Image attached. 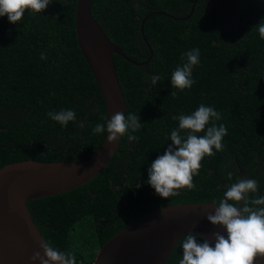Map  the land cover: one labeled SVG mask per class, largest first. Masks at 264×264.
I'll use <instances>...</instances> for the list:
<instances>
[{
  "label": "trees",
  "instance_id": "1",
  "mask_svg": "<svg viewBox=\"0 0 264 264\" xmlns=\"http://www.w3.org/2000/svg\"><path fill=\"white\" fill-rule=\"evenodd\" d=\"M76 2L52 0L17 24L0 17V169L28 160L86 161L104 140L107 131L92 133L107 117L77 45ZM91 15L136 63L150 57L140 33L150 15L143 35L151 61L138 67L113 56L125 117L136 114L142 127L135 141L122 136L112 160L86 184L27 202L44 241L74 255L77 264H92L105 242L152 211L183 203L218 205L242 178L257 182V193L250 195L264 196V39L254 28L264 21V0H93ZM192 49H199L200 61L192 87L181 92L171 87V76ZM153 75L161 77L155 86ZM201 104L221 114L208 126L226 127L223 150L203 159L193 189L161 198L147 183L148 168L171 144L177 117ZM61 110L74 111L75 121L62 127L47 115ZM240 170L241 178L235 175ZM180 241L166 264H179Z\"/></svg>",
  "mask_w": 264,
  "mask_h": 264
},
{
  "label": "water",
  "instance_id": "2",
  "mask_svg": "<svg viewBox=\"0 0 264 264\" xmlns=\"http://www.w3.org/2000/svg\"><path fill=\"white\" fill-rule=\"evenodd\" d=\"M92 1L77 0L74 28L78 48L101 94L106 117L111 119L116 112L125 114L127 109L113 56L138 67L151 61L153 51L143 35L144 23L150 15L140 23V33L150 57L136 63L111 42L94 20ZM121 138L109 142L106 133L98 150L86 161L28 160L0 169V264H40L31 257L37 251L43 255L40 244L44 239L31 218L27 202L57 196L89 182L112 160ZM235 175L241 178L243 171ZM215 207L213 203H183L147 213L105 242L92 264H166L175 245L190 231L214 245L212 234L223 230L210 224L206 216L214 213ZM257 264H264V260H258Z\"/></svg>",
  "mask_w": 264,
  "mask_h": 264
},
{
  "label": "clouds",
  "instance_id": "3",
  "mask_svg": "<svg viewBox=\"0 0 264 264\" xmlns=\"http://www.w3.org/2000/svg\"><path fill=\"white\" fill-rule=\"evenodd\" d=\"M50 3L52 0H0V17L6 16L10 23L17 24L26 12L42 13ZM254 28L264 39V21ZM41 59H46L43 53ZM199 61V49L187 52L186 62L172 73L171 87L181 92L191 88L194 83L193 67ZM160 79L159 75H153L152 85H157ZM176 94L172 91L170 95L174 97ZM47 115L62 127L76 119L72 110L48 112ZM177 119L179 127L171 131V144L148 168L147 183L164 199L194 188L193 177L199 174L203 159L214 155V149L222 151V141L227 135L223 124L208 126L210 121L220 120L221 114L203 104L193 113L181 114ZM141 127L136 114H129L126 118L124 113L116 112L111 119L96 124L92 133L96 135L107 131L109 142H116L128 134L127 138L132 142L138 139L134 133ZM228 175L231 179L232 173ZM257 191L254 179L242 178L232 183L218 206L214 204V213L206 216L210 224L219 226L223 232L212 234L214 245L209 239L188 232L180 241L183 255L179 264H257L258 260H264V196L250 195ZM40 248L43 255L40 251L34 252L32 261H39L40 264H77L74 255L57 250L50 242L43 241Z\"/></svg>",
  "mask_w": 264,
  "mask_h": 264
}]
</instances>
